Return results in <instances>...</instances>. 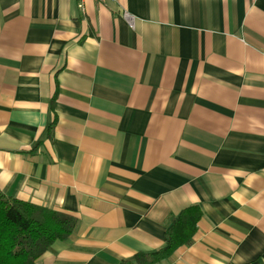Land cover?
<instances>
[{
	"label": "crops",
	"instance_id": "crops-1",
	"mask_svg": "<svg viewBox=\"0 0 264 264\" xmlns=\"http://www.w3.org/2000/svg\"><path fill=\"white\" fill-rule=\"evenodd\" d=\"M0 191L76 218L33 264H137L190 205L155 264H264V0H0Z\"/></svg>",
	"mask_w": 264,
	"mask_h": 264
},
{
	"label": "trees",
	"instance_id": "trees-1",
	"mask_svg": "<svg viewBox=\"0 0 264 264\" xmlns=\"http://www.w3.org/2000/svg\"><path fill=\"white\" fill-rule=\"evenodd\" d=\"M201 216L198 205L182 209L167 227L165 244L153 252H137L133 262L155 264L191 242ZM76 218L63 211L35 205L0 191V264H33L55 240L66 239ZM123 260L118 264H129Z\"/></svg>",
	"mask_w": 264,
	"mask_h": 264
},
{
	"label": "built area",
	"instance_id": "built-area-1",
	"mask_svg": "<svg viewBox=\"0 0 264 264\" xmlns=\"http://www.w3.org/2000/svg\"><path fill=\"white\" fill-rule=\"evenodd\" d=\"M123 16H124V18L127 20V22L129 23V25H133V23H132V21H133V17H132V15H130L128 12H124L123 13Z\"/></svg>",
	"mask_w": 264,
	"mask_h": 264
}]
</instances>
